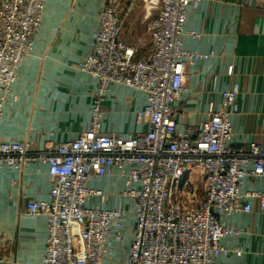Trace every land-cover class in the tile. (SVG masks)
Segmentation results:
<instances>
[{
  "label": "built area",
  "instance_id": "built-area-1",
  "mask_svg": "<svg viewBox=\"0 0 264 264\" xmlns=\"http://www.w3.org/2000/svg\"><path fill=\"white\" fill-rule=\"evenodd\" d=\"M121 1L104 0L89 53L79 63L98 80L90 128L72 140L46 141L41 149L27 141L0 140V164L17 170L31 161L48 165V197L25 203L27 213L47 219L41 264H103L107 237H121L123 211L87 207L85 201L99 192L86 181L110 166L124 172L130 164L136 165L130 177L142 187L129 191L136 220L128 264H219L217 257L225 252L221 239L233 231L220 222V214L249 211L246 198L264 210V190L242 191L246 176L264 179V141L232 145L236 87L222 91L220 108L210 107L204 122L182 131L176 127L173 103L184 88V65L206 57L182 44L187 8L201 0H131L129 8L142 1L146 9L150 44L145 55L122 38ZM45 2L0 0V116ZM111 83L146 94L137 113L149 124L146 131L128 138L100 132L101 102Z\"/></svg>",
  "mask_w": 264,
  "mask_h": 264
},
{
  "label": "crops",
  "instance_id": "crops-1",
  "mask_svg": "<svg viewBox=\"0 0 264 264\" xmlns=\"http://www.w3.org/2000/svg\"><path fill=\"white\" fill-rule=\"evenodd\" d=\"M122 0V38L145 55L146 9L142 1L130 7ZM104 0H46L41 22L29 53L18 63L11 95L1 105L0 140L30 143L41 149L46 141H68L91 125L92 100L98 80L79 68L89 53ZM191 32L196 33L193 35ZM183 47L199 57L184 65L183 90L173 103L179 131L198 125L209 108L219 109L222 91L236 87L237 113L231 116L232 145L264 141V0H201L189 5L182 36ZM1 96V92H0ZM146 94L111 83L101 107L100 132L123 138L146 131L138 111ZM136 165L108 167L91 175L86 186L98 191L87 207L123 211L120 239L110 234L103 264H128L136 214L129 191L142 187L129 175ZM194 177L199 178L197 171ZM48 165L31 161L22 170L0 164V261L5 264H41L47 238L44 215L25 211V203L46 199L51 187ZM264 190V179L246 176L242 191ZM249 211L220 214V222L233 231L223 235L225 252L219 264H264V210L246 198Z\"/></svg>",
  "mask_w": 264,
  "mask_h": 264
}]
</instances>
